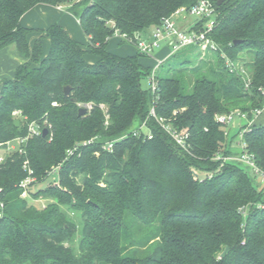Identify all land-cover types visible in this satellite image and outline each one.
Segmentation results:
<instances>
[{
	"label": "trees",
	"instance_id": "obj_1",
	"mask_svg": "<svg viewBox=\"0 0 264 264\" xmlns=\"http://www.w3.org/2000/svg\"><path fill=\"white\" fill-rule=\"evenodd\" d=\"M197 1L0 0V49L14 45L28 59L14 78L1 81L0 147L26 136L32 121L48 128L46 136L41 133L22 145L25 152H8L0 163L5 202L0 264H264V208L257 205L264 203V184L243 163L214 159L218 152H239L216 115L264 105V0L221 5L212 0L219 18L210 36L218 50L208 49L207 60L190 69L197 75L193 81L182 70L173 73L171 66H161L155 93L142 87L152 67L141 62L139 52L119 56L107 49L116 29L129 35L146 31ZM41 3L65 6L77 16L87 47L55 23L31 48L33 29L23 26L21 18ZM44 39L50 42L47 53ZM88 52L98 57L95 63L87 61ZM88 103L93 107L79 115L80 104ZM153 106L158 117L190 133L191 152L150 115ZM16 110L21 117L14 116ZM143 122L150 136L133 133ZM91 138L96 139L67 157L68 149ZM245 140L264 170V126L252 125ZM109 141H114L112 151L104 148ZM26 160L36 176L29 197L52 199L42 209L21 197ZM58 164V182L35 188L48 181V172ZM242 206L249 207L247 216ZM70 213H78L80 221ZM129 219L139 229L158 222V232L139 241L128 233ZM79 229L77 254L67 243ZM153 244V251L141 253Z\"/></svg>",
	"mask_w": 264,
	"mask_h": 264
},
{
	"label": "built area",
	"instance_id": "obj_2",
	"mask_svg": "<svg viewBox=\"0 0 264 264\" xmlns=\"http://www.w3.org/2000/svg\"><path fill=\"white\" fill-rule=\"evenodd\" d=\"M195 18L194 21L190 24L191 26H185L188 19ZM219 12L217 11L212 0H198L190 8L181 7L175 10L171 15L166 16L162 19L161 23L154 26L151 31L136 32L133 35L122 32L119 29H116L113 36L119 38L123 42L133 44L137 51L142 56L153 57L156 61L152 66L151 73L149 75L150 79V88L155 93L158 90V81L156 74L159 68L163 63L175 52L179 51L185 47H197L202 51L218 50L219 45L217 42L210 36L213 29L218 25ZM203 20L202 26L199 29H196L194 26L198 21ZM187 25V24H186ZM163 43H166L170 48L171 52L166 58H159L153 56V52L156 48L160 47ZM223 57L226 59V65L231 72L236 70V66L232 63L230 58L225 54ZM242 73L244 74V81L246 88H249L251 85V79L246 71L242 68ZM262 94L264 95V87L260 88ZM80 107H87V110L93 107L92 104H80ZM264 110V105L262 107L255 108L251 111H243L241 109H235L227 113L217 114L216 120L222 125H229L234 116L239 117L240 119V132H239V142L237 144L239 152L234 155H225L223 153H216L214 159L222 160L223 164L227 161H238L246 165L250 170H252L258 177H260L261 182L264 184V170L258 166L256 163V158L253 152L250 151L248 143L245 140V133L248 131L252 125L255 124L257 118L261 115ZM176 113V112H175ZM17 116H22L20 110H16L13 113ZM150 115L156 117L161 126L166 130V132L175 140V142L185 151L191 152L192 144L190 142V133L181 132L175 128L171 123L167 122L165 118L158 117L155 106L151 108ZM109 117V115H107ZM27 117L24 116V119ZM44 124L32 121L28 124V132L24 137H18L14 141L8 142L7 145L9 148H14L15 145L13 142H17L16 150H19L21 153L25 152L22 145L33 136L40 135L43 132ZM135 135H140L146 133L151 135L147 123L143 122L138 128L133 130ZM96 138H91L87 141L77 143L73 148L67 150V157L73 155L79 148L85 144L92 143ZM106 150L112 151L114 148V141H109L104 145ZM4 157L0 156V163L3 161ZM61 164L54 166L49 172L48 176L53 173L59 172ZM23 168L27 171V176L22 180L19 186L23 189L21 197L27 198L29 196V187L36 181V176L34 175V170L31 168L29 161L26 160L23 164ZM197 174V175H196ZM194 175L198 177L200 172L194 171ZM211 177V174L208 175ZM0 189V193H1ZM258 207L264 208V203L257 204ZM5 202L0 197V218L4 215ZM249 211L248 206H243L240 208V212L247 216Z\"/></svg>",
	"mask_w": 264,
	"mask_h": 264
},
{
	"label": "crops",
	"instance_id": "obj_3",
	"mask_svg": "<svg viewBox=\"0 0 264 264\" xmlns=\"http://www.w3.org/2000/svg\"><path fill=\"white\" fill-rule=\"evenodd\" d=\"M55 23L60 24L69 33V35L76 41L80 42L83 47L88 44V37L83 31L78 17H75L73 14L68 12L65 9V6L41 3L27 11L21 18V24L23 26L33 29L28 36L30 47L32 48L37 38L45 34L44 30ZM191 23L192 21L189 20L185 26L190 27ZM153 28L154 27H151L146 31H151ZM49 43L48 39H44L45 53L48 52ZM163 44L166 45V43ZM107 49L111 53L119 56H130L138 53L137 48L133 44L121 43L119 42V38L115 36H112L109 39ZM85 57L90 63H95L98 59L96 55L89 52L85 55ZM27 60V58L19 53L14 45H9L0 49V88L1 81L3 79L14 78L17 67L20 64L25 63ZM140 60L142 63L151 67L155 62H144L142 57Z\"/></svg>",
	"mask_w": 264,
	"mask_h": 264
},
{
	"label": "rangeland",
	"instance_id": "obj_4",
	"mask_svg": "<svg viewBox=\"0 0 264 264\" xmlns=\"http://www.w3.org/2000/svg\"><path fill=\"white\" fill-rule=\"evenodd\" d=\"M65 9L67 10V8L65 7ZM68 11V10H67ZM69 12V11H68ZM71 13V12H70ZM72 14V13H71ZM74 15V14H73ZM75 16V15H74ZM77 17V16H75ZM195 18H189L188 20L190 21H194ZM119 42L121 43H126L129 44L127 42H123L122 40L119 39ZM88 44H86L84 47H87ZM185 49V48H184ZM171 52V48L166 44L161 45L160 47L156 48L153 52V56L159 57V58H166ZM207 55V56H206ZM209 56V51H202L199 48L195 47L193 49L190 50H184V51H180L178 53H175L174 55H172V57L168 58L164 64L161 67V70H165L167 69L169 66H171L173 68V73H178L180 70H182L183 75L187 78V80H189L190 78L195 79L197 77V75L192 74L190 72V69L193 66H197L199 64H202L204 61L207 60V57ZM142 59L144 62H154L156 61L153 57H149V56H142ZM187 59L189 61L185 62L184 60ZM249 58L246 57V60H248ZM142 87L145 90L150 89V79L149 76H145L142 79ZM89 104V103H88ZM91 104V103H90ZM90 110V109H89ZM17 116V115H14ZM256 125L258 126H264V110L261 113V115L257 118L256 120ZM241 126H240V119L237 116H234L233 121L227 125V130L229 132L230 137H233V145L237 146L238 142H239V132H240ZM236 134H238L236 136ZM13 144L15 145L14 148H9V146L7 145V147L5 148H1L0 147V156L4 157L6 153L8 152H12L14 150H16L17 147V142H13ZM52 169V168H51ZM50 169V170H51ZM256 182H260V177L256 176ZM59 180V174L57 173H53L49 176L48 181L38 184L35 186V188L37 187H43L44 185H46L48 182H58ZM28 200V204L29 205H34L39 209L44 208L46 205L49 204V202H52V199H44V198H39V199H32L31 197H27ZM243 207V206H242ZM71 217L73 220L76 221H80L79 218V214L78 213H70ZM129 229H128V233L131 235V233H134V236H136V239L142 242H146V240L157 234L158 232V228H159V223L155 222L154 224L148 225V226H143L142 228L139 229V227L137 226V224L132 220L129 219ZM81 239V229L78 230L77 234L74 236L73 240L69 241L67 243L68 246H70L75 253H79V242ZM155 244L153 245H148L147 247L149 248L148 250H145L144 247H142L141 253L144 254L146 252L149 251H153Z\"/></svg>",
	"mask_w": 264,
	"mask_h": 264
},
{
	"label": "water",
	"instance_id": "obj_5",
	"mask_svg": "<svg viewBox=\"0 0 264 264\" xmlns=\"http://www.w3.org/2000/svg\"><path fill=\"white\" fill-rule=\"evenodd\" d=\"M225 1H226V0H218V5L223 4ZM240 42H242V40H236L234 43H235V44H238V43H240ZM70 90H71L70 86H66V87H65V94H66V95H69V94H70ZM86 112H87V107H80V109H79V115H83V114H85ZM20 124H21L20 119H16V126L19 127ZM42 134H43L44 136H46V135L48 134V128H44ZM196 175H197V174H196ZM228 250H229V247H226L225 250L222 252V255H225V254L227 253Z\"/></svg>",
	"mask_w": 264,
	"mask_h": 264
}]
</instances>
